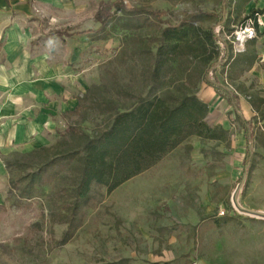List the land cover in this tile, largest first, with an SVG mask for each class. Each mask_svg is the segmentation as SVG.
<instances>
[{
	"label": "rangeland",
	"instance_id": "374dc122",
	"mask_svg": "<svg viewBox=\"0 0 264 264\" xmlns=\"http://www.w3.org/2000/svg\"><path fill=\"white\" fill-rule=\"evenodd\" d=\"M106 1L151 12L159 21L117 12L103 31H97L100 24L94 14ZM224 1L19 0L17 38L27 41L36 66L55 68L53 75L62 87L78 104L83 101L77 113L62 117L59 136L50 137L45 146L62 142L58 148L32 158L22 152L0 157L13 164L11 175L6 169L7 190L0 204V264H111L122 259L128 264H193L200 259L207 264H264V219L242 213L232 200L242 181L238 205L264 212V8L255 26L256 45L261 44L258 62L235 81L228 80L222 65L210 76L219 87L214 89L215 102L207 104L206 122L211 127L224 125L225 141L190 137L112 192L92 186L91 200L80 211V225L64 245L58 242L67 225L52 222L50 212L72 201V165L45 168L30 198L20 197L9 186L10 178L15 181L35 172L58 152L76 145L64 137L68 126L89 135L102 129L104 116L89 108L95 101L123 111L157 96L173 106L188 86L181 87L175 76L161 86L152 78L161 31L197 13L203 16L204 29L221 28L223 15V22L236 31L251 8H261L258 0L255 5L227 0L223 13ZM228 91L251 128L249 156L245 132L226 100ZM248 159L250 170L245 168Z\"/></svg>",
	"mask_w": 264,
	"mask_h": 264
},
{
	"label": "trees",
	"instance_id": "16d2710c",
	"mask_svg": "<svg viewBox=\"0 0 264 264\" xmlns=\"http://www.w3.org/2000/svg\"><path fill=\"white\" fill-rule=\"evenodd\" d=\"M225 1L223 13L226 9ZM238 1L248 4L254 0ZM117 12L133 16L145 14L159 21V16L151 12L130 9L121 1L116 3L106 1L98 4L94 14L95 21L100 24L97 31H103L115 19ZM261 14L262 11L251 10L243 19L242 25L246 26L252 22L255 29L257 16ZM202 20L201 13L191 14L178 24L167 25L161 31L152 78L161 86L169 76H175L181 87H189L182 90V96L175 100L173 106L157 96L152 100H140L133 108L123 111L110 108L109 103L95 101L89 108L104 116L102 129H96L89 135L76 126H68L64 137H68L69 142H76L74 147L58 152L51 158L52 160L42 163L35 172L24 174L15 181L10 178V189L18 190L22 198H30L34 187L39 185L45 168L56 164L72 165L74 175L70 189L72 201L65 208H58V212L57 210L50 212L52 222L67 225L58 242L59 245L70 241L80 225V211L91 200L92 186H101L106 188L107 192H112L126 181L153 167L190 137L220 142L227 139L226 130L207 124L208 106L197 98L196 91L200 83L214 89L219 87V84L209 76L218 65L227 67L229 81H235L250 71L259 60L256 40L255 38L247 40L244 43V50L234 53L232 41L235 31L229 29L227 22H223V15L219 22L221 26L219 33L213 28L204 29L201 26ZM56 34L60 37L66 35L60 32ZM221 34L230 37L231 40H225ZM227 93L226 100L235 113V119L244 130L249 146L252 141L250 125L235 104V96L229 91ZM82 101L83 98L71 113L79 111ZM262 118L264 119V114ZM69 142L65 144L68 145ZM61 143L41 147L24 155L32 158L41 153L49 154ZM247 153L249 156L250 150H247ZM12 165L9 160H4V166L10 175ZM251 167L248 159L245 168L250 170ZM18 184L22 187L18 188ZM111 264H128V260L122 259Z\"/></svg>",
	"mask_w": 264,
	"mask_h": 264
},
{
	"label": "crops",
	"instance_id": "0c3cea01",
	"mask_svg": "<svg viewBox=\"0 0 264 264\" xmlns=\"http://www.w3.org/2000/svg\"><path fill=\"white\" fill-rule=\"evenodd\" d=\"M251 2L255 5L254 1L249 4ZM18 3L19 0H0V157L47 146L48 139L58 135L62 117L78 105V100L56 79L57 70L43 63L36 66L27 41L17 38ZM258 5L262 11L264 0H258ZM14 13L17 16H13ZM260 47L261 44L256 45L257 55ZM216 97L214 88L205 84L197 95L200 101L210 105ZM222 128L227 131L224 125ZM6 174L0 160V204L7 190ZM193 264L207 263L200 259Z\"/></svg>",
	"mask_w": 264,
	"mask_h": 264
},
{
	"label": "built area",
	"instance_id": "2783aa9c",
	"mask_svg": "<svg viewBox=\"0 0 264 264\" xmlns=\"http://www.w3.org/2000/svg\"><path fill=\"white\" fill-rule=\"evenodd\" d=\"M260 16H257V22L258 18ZM220 27L215 30L216 33L220 32ZM256 37V31L253 28L252 22H249L248 25H246L244 28L237 29L233 34V51L234 53L242 52L244 50V43L247 40L254 39ZM212 75V72L209 73V76ZM220 215H224V211L220 212Z\"/></svg>",
	"mask_w": 264,
	"mask_h": 264
},
{
	"label": "water",
	"instance_id": "95a60500",
	"mask_svg": "<svg viewBox=\"0 0 264 264\" xmlns=\"http://www.w3.org/2000/svg\"><path fill=\"white\" fill-rule=\"evenodd\" d=\"M249 150H251V145H249ZM245 175L243 176V179H244ZM242 187V181L240 182V184L237 186L236 190L234 191L233 193V196H232V200H233V203L235 204V206L238 208L239 211H241L242 213H245L249 216H252V217H257V218H260V219H264V212H257V211H252V210H248V209H244L242 207H240L237 203V195L240 191Z\"/></svg>",
	"mask_w": 264,
	"mask_h": 264
}]
</instances>
